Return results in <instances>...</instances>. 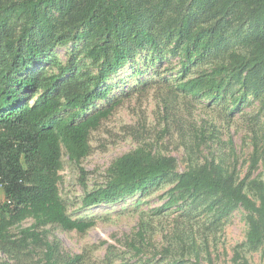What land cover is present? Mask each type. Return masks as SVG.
<instances>
[{"label": "trees", "instance_id": "trees-1", "mask_svg": "<svg viewBox=\"0 0 264 264\" xmlns=\"http://www.w3.org/2000/svg\"><path fill=\"white\" fill-rule=\"evenodd\" d=\"M233 34H245L250 49L231 51L189 76L195 60L221 49ZM163 41L180 56L181 77L172 93L221 104L216 107L226 121L250 96H261L264 105V0H0V252L6 258L82 264L84 256L69 253L52 231L83 233L95 224L73 217L61 194L63 149L79 167L81 207L146 195L173 182L159 212L208 201L220 220L243 208L246 243L264 256V130L255 135L243 176L232 143L228 161L211 151L218 135L203 121L190 141L201 161L180 171L175 156L141 145L117 157L104 182L88 188L81 161L91 150V131L123 102L109 97L110 78L140 52L160 59ZM71 44L60 61L54 51ZM98 100L107 105L92 112ZM28 218L32 223L23 226ZM138 225L139 238L129 244L140 255L147 231L143 219ZM193 252L190 264H205L201 251ZM234 261L251 264L241 254Z\"/></svg>", "mask_w": 264, "mask_h": 264}, {"label": "rangeland", "instance_id": "rangeland-1", "mask_svg": "<svg viewBox=\"0 0 264 264\" xmlns=\"http://www.w3.org/2000/svg\"><path fill=\"white\" fill-rule=\"evenodd\" d=\"M168 44L163 41L164 55L160 59H151L147 51L140 52L110 78L113 87L109 97L123 102L91 131V150L81 161V166L88 171L89 189L104 182L108 167L117 157L141 145L160 154L175 156L180 171L192 161H201L198 151L190 149V141L192 130L204 124L203 121L212 123L218 135L211 151L227 157L228 161L232 143L238 156L239 174L246 173L252 142L255 135H261L264 130L262 97L250 96L231 120L226 121L216 107L223 108L221 104L172 93V82L181 77V66L180 56L171 54ZM72 47L71 44L58 48L55 55L62 61ZM249 49L250 41L245 34H233L221 49L195 60L189 76L214 61L226 59L231 51ZM106 105V100H98L91 111ZM207 152L205 150L202 155ZM62 159L60 191L68 202L69 212L73 217L92 218L95 224L83 233L58 227H53L52 231L69 253L84 256L82 264H173L174 257L182 253L186 255L181 264H190L195 249L201 251L205 264L209 258L213 264H236L237 254L246 257L251 264H264L262 248L246 243L248 222L243 208L220 220L213 216L208 201L184 207L171 206L159 212L157 208L164 203V193L173 182L153 188L146 195L137 194L114 203L83 208L80 204L84 191L79 181L78 164L64 149ZM141 219L146 223L147 232L144 250L138 255L129 241L139 238L136 233ZM31 223L32 219L28 218L23 226ZM4 260L15 264L0 252V264Z\"/></svg>", "mask_w": 264, "mask_h": 264}]
</instances>
